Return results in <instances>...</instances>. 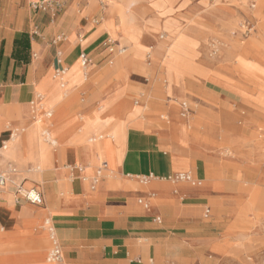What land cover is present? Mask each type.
I'll return each mask as SVG.
<instances>
[{"label":"rangeland","instance_id":"obj_1","mask_svg":"<svg viewBox=\"0 0 264 264\" xmlns=\"http://www.w3.org/2000/svg\"><path fill=\"white\" fill-rule=\"evenodd\" d=\"M89 1L99 4L106 20H118L106 30L127 47L120 57L122 72L114 78L126 106L113 111L119 102L105 103L106 93L101 109H93L94 116L80 125L84 144L96 145L100 164L111 166L102 144H110V133L121 132L120 127L113 131L112 113L137 112L187 131L200 155L220 166L208 176L232 181L205 192L190 217L169 224L162 257L170 264H264V0ZM245 20L254 26L249 34L243 33ZM48 79L31 110L36 125L30 140L39 144L38 154L18 146L19 138L0 149V166H15L28 185L40 181V171L56 160L43 131L60 143L56 102L69 86L59 88L51 74ZM51 112L50 124L39 126L42 114ZM20 117L17 112L10 120ZM77 124L73 120L71 126ZM39 212L31 204L0 205V264H43L49 245L39 230L44 216Z\"/></svg>","mask_w":264,"mask_h":264},{"label":"crops","instance_id":"obj_2","mask_svg":"<svg viewBox=\"0 0 264 264\" xmlns=\"http://www.w3.org/2000/svg\"><path fill=\"white\" fill-rule=\"evenodd\" d=\"M35 1L39 0H0V113L6 114V118H0V147L19 138L18 146L38 154L39 144L30 140L36 125L32 104L45 90L50 74L59 88L69 86L64 102H56L60 107L54 125L60 145L53 136L50 139L55 144L47 142L57 153L56 160L44 171L39 169L41 180L36 184L28 185L21 179L25 187L36 188L42 194L43 205L36 206L42 211L39 217L44 215L40 232L50 247L44 225L49 220L66 264H170L161 254L170 240L166 235L169 224L190 217L206 193L220 190L221 184L231 185V178L221 182L218 176H208L210 170L219 173L220 166L200 155L202 152L186 139L187 131L169 121L136 116L137 112L110 115V120H115L113 131L118 133L116 127H120V137L108 135L110 144L104 142L102 150L111 166L100 164L97 146L84 144L86 132L80 125L94 116L93 109H101L106 93L105 103L110 98L111 105L119 102L113 111L126 104L121 102L124 93L118 92L120 83L114 78L122 72L120 57L127 47L106 30L118 20H106L96 1L54 0L61 4L55 14L31 10L30 3ZM245 22L253 25L250 20ZM57 36L63 40L53 45ZM107 39L113 41L116 52L110 54L102 48ZM122 48L125 52L118 53ZM81 53L91 60L86 76L80 66ZM60 70H65V75L58 79L55 73ZM17 112L20 119L10 120ZM51 116L52 112L42 114L37 124L47 126ZM216 119L221 121L220 112ZM73 120L78 122L74 127ZM88 141L94 143L95 139ZM77 166L82 167L81 172L74 169ZM101 166V180L92 191L89 182L80 177L92 175ZM180 174L190 175L194 183L172 181ZM146 176L151 178L142 183L140 179ZM201 181L205 187L201 188ZM2 204L17 205L8 193H0ZM208 214L206 208L204 216ZM3 231L0 222V234ZM47 254L48 249L43 264H51Z\"/></svg>","mask_w":264,"mask_h":264},{"label":"built area","instance_id":"obj_3","mask_svg":"<svg viewBox=\"0 0 264 264\" xmlns=\"http://www.w3.org/2000/svg\"><path fill=\"white\" fill-rule=\"evenodd\" d=\"M30 8L33 11L36 12H50L52 14H55L56 11L61 9V4L54 1V0H39L35 2L30 3ZM243 33L249 34L251 31H253L254 26L249 23H243L242 25ZM62 36H57L53 41L52 44L56 45L60 41H62ZM102 48L104 50H107L110 54L116 52V47L114 46V43L111 39H107L102 43ZM118 53H124V48L117 50ZM147 58L150 57V51L146 52ZM79 61L80 66L86 76V71L90 67L91 60L90 58L85 54L81 53L79 55ZM65 75V70H60L55 73V77L58 79H61ZM34 104H32L33 106ZM50 114H47V117H49ZM41 119H38L37 122H40ZM43 136L45 139L49 138V134L47 131L43 132ZM7 146L4 144L0 147V149L5 150ZM74 169L78 171H82V167L77 166ZM102 169L103 166L97 168L92 175L90 176H81L80 179L84 182H89L90 184V190L94 191L97 188V185L99 184L101 177H102ZM19 172L16 167L13 166H6L5 168L0 169V193H8L12 202L14 204H22L27 203L34 206H42L43 205V197L39 190L36 188H29L24 186V180H19L18 178ZM151 176L142 177L140 181L142 183H146L148 179H150ZM172 181H183V182H189L194 183L192 177L188 174H180L173 178H171ZM138 203L142 205L144 208H148L147 203L143 202L142 200H139ZM157 221H160L159 218H157ZM44 225L48 231V240L50 243V247L47 254V261L51 264H66L62 252V248L59 244V241L56 237L54 228L49 220H45ZM140 263V262H138Z\"/></svg>","mask_w":264,"mask_h":264},{"label":"bare ground","instance_id":"obj_4","mask_svg":"<svg viewBox=\"0 0 264 264\" xmlns=\"http://www.w3.org/2000/svg\"><path fill=\"white\" fill-rule=\"evenodd\" d=\"M49 138H50V135H49ZM50 140H51V139H50ZM51 141H52V140H51ZM52 143H53V144H55V142H54V141H52Z\"/></svg>","mask_w":264,"mask_h":264}]
</instances>
